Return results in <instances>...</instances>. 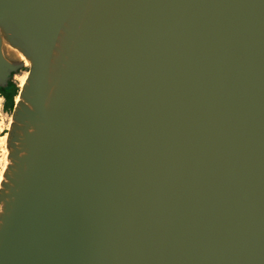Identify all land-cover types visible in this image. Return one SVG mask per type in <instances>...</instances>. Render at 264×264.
<instances>
[{"label": "water", "instance_id": "water-1", "mask_svg": "<svg viewBox=\"0 0 264 264\" xmlns=\"http://www.w3.org/2000/svg\"><path fill=\"white\" fill-rule=\"evenodd\" d=\"M25 67L0 264H264V0H0Z\"/></svg>", "mask_w": 264, "mask_h": 264}, {"label": "rangeland", "instance_id": "rangeland-1", "mask_svg": "<svg viewBox=\"0 0 264 264\" xmlns=\"http://www.w3.org/2000/svg\"><path fill=\"white\" fill-rule=\"evenodd\" d=\"M28 70L29 67H25L23 71H20L19 73L16 74V76L14 78L11 79V81L16 82L17 84H19V88L22 89L21 85L22 81L28 77ZM12 113H8L5 114V116L3 117V122H1V126L4 128L2 135V139L0 140V142H2V151H0V180L7 168V164H8V155H9V149H8V145H7V141H6V135H7V140H8V135H9V131L11 128V124H12ZM8 128V129H7ZM7 151V152H6Z\"/></svg>", "mask_w": 264, "mask_h": 264}, {"label": "trees", "instance_id": "trees-1", "mask_svg": "<svg viewBox=\"0 0 264 264\" xmlns=\"http://www.w3.org/2000/svg\"><path fill=\"white\" fill-rule=\"evenodd\" d=\"M0 91L6 98V109L13 111L15 106V98L19 95L20 88L14 82H10L7 88H1Z\"/></svg>", "mask_w": 264, "mask_h": 264}, {"label": "built area", "instance_id": "built-area-1", "mask_svg": "<svg viewBox=\"0 0 264 264\" xmlns=\"http://www.w3.org/2000/svg\"><path fill=\"white\" fill-rule=\"evenodd\" d=\"M14 83L17 86H19V84H17L16 82H14ZM20 91H21V89H20ZM20 91H19V93H20ZM18 97H19V95L15 98V104L18 101ZM11 112L12 111L6 109V98L3 95V93L0 91V123L3 122V117L5 116V114L8 115V113H11ZM3 131H4V128L0 124V140L3 138L2 135H1L3 133ZM1 145H2V142H0V151L2 150V146Z\"/></svg>", "mask_w": 264, "mask_h": 264}, {"label": "bare ground", "instance_id": "bare-ground-1", "mask_svg": "<svg viewBox=\"0 0 264 264\" xmlns=\"http://www.w3.org/2000/svg\"><path fill=\"white\" fill-rule=\"evenodd\" d=\"M8 52L9 53H11L12 55H14V56H16V57H18V58H20L21 60H25L24 59V56L22 55V54H20L19 52H17L16 50H14L13 48H8ZM26 66H29V63L28 62H26ZM28 78V77H27ZM27 78H25L23 81H22V84L21 85H23L24 86V84H25V82H26V80H27ZM22 86V87H23ZM6 141H7V135H6ZM7 152V151H6ZM2 178H3V176H2ZM2 178H1V180H0V183L2 182Z\"/></svg>", "mask_w": 264, "mask_h": 264}, {"label": "flooded vegetation", "instance_id": "flooded-vegetation-1", "mask_svg": "<svg viewBox=\"0 0 264 264\" xmlns=\"http://www.w3.org/2000/svg\"><path fill=\"white\" fill-rule=\"evenodd\" d=\"M15 76H16V74H13V75H12V78H14ZM10 82H13V81H10ZM1 151H2V150H1Z\"/></svg>", "mask_w": 264, "mask_h": 264}]
</instances>
